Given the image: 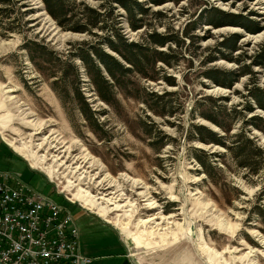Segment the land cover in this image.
Returning <instances> with one entry per match:
<instances>
[{
	"label": "rangeland",
	"instance_id": "rangeland-1",
	"mask_svg": "<svg viewBox=\"0 0 264 264\" xmlns=\"http://www.w3.org/2000/svg\"><path fill=\"white\" fill-rule=\"evenodd\" d=\"M65 1L75 13L65 24L87 22L85 4L103 19L75 30L44 0H0V132L33 164L22 177L55 200L90 203L138 264H264V109L251 94L264 87V58L251 62L264 52V0H141L134 15L117 0ZM153 28L169 37L156 45L165 59L132 66L103 99L78 53L87 48L103 67L92 44L120 56L105 38L146 42ZM232 32L238 61L222 55ZM243 62L255 73L229 87L206 75ZM201 124L227 144L250 138L249 156Z\"/></svg>",
	"mask_w": 264,
	"mask_h": 264
},
{
	"label": "trees",
	"instance_id": "trees-1",
	"mask_svg": "<svg viewBox=\"0 0 264 264\" xmlns=\"http://www.w3.org/2000/svg\"><path fill=\"white\" fill-rule=\"evenodd\" d=\"M123 7H125L126 10L131 13V15H134L135 10H143L146 7L144 5L145 2L141 0H117ZM151 2L159 3L163 2L165 0H149ZM45 6L48 12L52 13L53 16L57 18V21L61 24V26H69L70 28H73L75 30H81V29H89L87 25H96L98 21L102 20V11L97 9L96 7H91L88 4H85L87 12L85 14H88L87 22L82 21L75 17L71 22V24H65L66 20L71 19L75 16L74 12L70 11V8L68 7V4L65 0H44ZM213 9H216L212 7ZM212 10V9H211ZM223 12V11H222ZM228 13V12H227ZM232 15L233 17H239L241 20V24H243L246 28L250 29V22L251 19H249L247 16L243 14H235L234 12L228 13ZM207 22L213 23L218 25L219 23L214 20L213 18H208ZM130 25L132 27L137 28L141 24L138 23L137 19H133L130 22ZM103 26V25H100ZM259 26H256V30ZM116 36L113 38H105L104 40L108 44L109 47L113 48L120 56H117L115 54L109 53L105 49H103L100 45H91V49L94 52V54L97 56L98 61L101 62L102 66L97 63L93 57L89 54V51L87 48L84 51H81L78 53V55L81 57V59L84 60V63L87 67L89 76L92 80V83L95 84L96 90L98 91L99 95L109 101L110 99L107 97V94L110 90H112V85H123V82L125 81V75L133 70L132 66L137 68V70L141 69V64L145 65L146 63H149V65H154L156 59H165L162 49L158 48L156 45H163L167 43L169 40V37L165 34L157 31L155 28L151 29L146 34V42H137L127 39L126 37H123L121 33L115 32ZM239 35L235 32H232L227 35V37L221 41L222 46L227 49V53H222L224 57L227 59H234L238 61V58L236 55H234L232 52L234 49L237 48V42L239 40ZM36 44V43H35ZM148 50V51H147ZM145 51L150 52L152 54V57L149 59L146 58L147 54ZM220 51V50H219ZM223 52V51H222ZM258 57H253L251 59V62L253 63H260L261 59L264 58V52L259 54ZM212 60V59H210ZM128 62V63H127ZM105 70V71H104ZM248 72L250 74H254L255 70L252 69L251 65L247 62H243L242 65L239 66V68H225V67H219V66H213L209 68L206 71V75L212 80L217 83L230 86L233 84L236 78L238 76L242 75L243 73ZM147 75V74H146ZM154 78V76H151ZM251 94H253L254 100L256 101L258 106H261L264 109V87L258 85L255 86L254 89L251 91ZM207 117L210 118L214 123L216 122L218 125H220L223 129L229 130V127L225 126L221 120H219L217 117H214L212 114H207ZM197 129L199 131L206 130L209 134V138L212 141L220 142L230 150L233 151L234 148H238L236 153H240L244 159H246L249 156V151L246 150L247 146V140H250V138L245 137V140H237V142H232L231 144H227L225 142L224 136L221 133L215 132L211 128L207 127L206 125H197ZM205 164V162L203 161ZM242 163H246V160H243ZM207 174H211V170L208 168V166L205 164L204 167Z\"/></svg>",
	"mask_w": 264,
	"mask_h": 264
},
{
	"label": "built area",
	"instance_id": "built-area-1",
	"mask_svg": "<svg viewBox=\"0 0 264 264\" xmlns=\"http://www.w3.org/2000/svg\"><path fill=\"white\" fill-rule=\"evenodd\" d=\"M70 202L73 197L66 195ZM0 260L6 264H85L67 205L0 169Z\"/></svg>",
	"mask_w": 264,
	"mask_h": 264
},
{
	"label": "crops",
	"instance_id": "crops-1",
	"mask_svg": "<svg viewBox=\"0 0 264 264\" xmlns=\"http://www.w3.org/2000/svg\"><path fill=\"white\" fill-rule=\"evenodd\" d=\"M28 160L0 132V169L14 171L22 177L27 170L34 172ZM64 199L78 226L81 252L89 256L85 264H138L129 252L128 240L117 226L88 206ZM137 237L140 241L141 236Z\"/></svg>",
	"mask_w": 264,
	"mask_h": 264
},
{
	"label": "bare ground",
	"instance_id": "bare-ground-1",
	"mask_svg": "<svg viewBox=\"0 0 264 264\" xmlns=\"http://www.w3.org/2000/svg\"><path fill=\"white\" fill-rule=\"evenodd\" d=\"M11 145H12V144H11ZM13 146H14V145H13ZM74 196H75V195H74ZM72 197H73V196H72ZM84 204L87 205V206L90 205V203H87V202H85V201H84ZM190 234L192 235V233H190Z\"/></svg>",
	"mask_w": 264,
	"mask_h": 264
},
{
	"label": "water",
	"instance_id": "water-1",
	"mask_svg": "<svg viewBox=\"0 0 264 264\" xmlns=\"http://www.w3.org/2000/svg\"><path fill=\"white\" fill-rule=\"evenodd\" d=\"M108 52H110V51H108ZM110 53H114V52H110ZM0 264H6L5 262H2L1 260H0Z\"/></svg>",
	"mask_w": 264,
	"mask_h": 264
}]
</instances>
